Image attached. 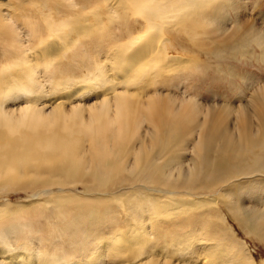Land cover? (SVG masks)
<instances>
[{
  "label": "bare ground",
  "instance_id": "6f19581e",
  "mask_svg": "<svg viewBox=\"0 0 264 264\" xmlns=\"http://www.w3.org/2000/svg\"><path fill=\"white\" fill-rule=\"evenodd\" d=\"M246 9L0 0V193H31L0 203V264H257L239 229L264 243L242 201L264 184V86L230 128L187 85L252 44L264 59Z\"/></svg>",
  "mask_w": 264,
  "mask_h": 264
},
{
  "label": "rangeland",
  "instance_id": "374dc122",
  "mask_svg": "<svg viewBox=\"0 0 264 264\" xmlns=\"http://www.w3.org/2000/svg\"><path fill=\"white\" fill-rule=\"evenodd\" d=\"M241 1L247 5V14L245 12L244 15L247 18L252 19L255 25L257 24L256 27H261L262 29H264V0ZM248 51L251 53H247ZM247 52V54L245 53L244 56L238 55L236 56V58L231 57L224 60L217 59L216 61H218V64L221 68L220 71L213 70L201 72L195 70L194 76L187 81V85L189 86L188 89H190L191 92H194V89L195 92H200L198 95L194 93L199 102H201L202 104L219 106L220 111L217 115H220L221 117L223 116L226 120L225 122H227V125L230 128L233 126L235 118L238 116V110L241 107L247 109V117H249L252 123L256 124L258 122L257 117L254 115L252 110V103L254 92L258 87L264 86V59H262L260 48H258L256 44H252L250 48L248 47ZM188 57L191 58V55H189ZM193 59L196 58L194 57ZM198 59L200 58H197L196 61H198ZM199 61V63H206L207 57L201 56V60ZM184 85L185 84H183V86ZM191 85L194 86L191 88ZM183 86L180 89L176 87L172 88L171 94L180 96L182 90L184 89ZM168 93L169 92L167 90H164L162 94L165 96V94ZM188 98H191L190 95L188 96ZM143 119H145V117ZM193 137H196V133ZM191 142L193 141L191 140ZM191 147L192 145L189 144V149ZM187 154L188 158H191L193 156L191 151H188ZM254 191L257 197L255 195H248L247 193V196L244 194L245 196H243L244 199L242 200L244 201V205L253 206L259 209L263 208L264 184L257 185ZM260 192H262L261 195H259ZM30 195L31 193L29 190H10L5 193H0V203H3L4 201L13 203H26L30 199ZM258 195L261 200L258 198ZM251 196H254V198L252 199ZM38 217L40 216H35V218L34 216H32V223L35 222L36 224L37 222H40V218ZM41 221H43V219H41ZM239 231V236L242 239H245L248 244L247 249L248 252L250 251L249 254L254 257L257 264H264V243L252 235L250 236L245 234L244 231L240 229Z\"/></svg>",
  "mask_w": 264,
  "mask_h": 264
}]
</instances>
